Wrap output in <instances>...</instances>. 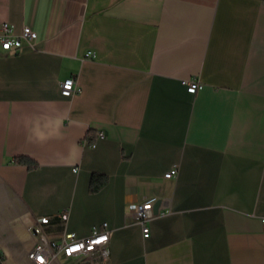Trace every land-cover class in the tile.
Masks as SVG:
<instances>
[{"label": "crops", "instance_id": "1", "mask_svg": "<svg viewBox=\"0 0 264 264\" xmlns=\"http://www.w3.org/2000/svg\"><path fill=\"white\" fill-rule=\"evenodd\" d=\"M5 22L38 43L0 48V264H32L65 209L48 235L106 222L110 264H264V0H0Z\"/></svg>", "mask_w": 264, "mask_h": 264}, {"label": "built area", "instance_id": "2", "mask_svg": "<svg viewBox=\"0 0 264 264\" xmlns=\"http://www.w3.org/2000/svg\"><path fill=\"white\" fill-rule=\"evenodd\" d=\"M38 43V32L30 25H24L20 33H16L11 23L5 22L0 30V48L7 52H16L28 45L36 49ZM92 53H89L91 55ZM188 90L196 93L203 83L199 79H190L186 81ZM62 94L71 97L79 91L78 78L72 75L61 83ZM103 135V132H99ZM78 168H75L77 171ZM177 165L165 173L166 178H174L178 175ZM157 196H150L142 201L130 205V214L137 222L142 225L144 236H149L151 229L149 221L157 214L154 211ZM70 217L68 209L62 210L56 215H43L37 217L34 228L38 234V241L29 251L28 257L32 264H54L55 262H68L78 259L80 262L88 264H110L111 251L110 229L108 223H102L100 226L93 227L91 233L87 236H78L74 231H66L61 240L51 238L47 233V226L54 221L67 223ZM99 253L100 260H93V256Z\"/></svg>", "mask_w": 264, "mask_h": 264}, {"label": "trees", "instance_id": "3", "mask_svg": "<svg viewBox=\"0 0 264 264\" xmlns=\"http://www.w3.org/2000/svg\"><path fill=\"white\" fill-rule=\"evenodd\" d=\"M86 139H88L91 142H94L96 139L94 132L89 131L87 136H86ZM16 161L19 163L26 164L28 166V168H35L39 165V163L36 160H34L33 158H31L28 155H18L16 157ZM106 180H107V178L105 175L96 174V173L93 174L91 181H90V191L96 192V191L100 190L103 187V185L105 184Z\"/></svg>", "mask_w": 264, "mask_h": 264}, {"label": "water", "instance_id": "4", "mask_svg": "<svg viewBox=\"0 0 264 264\" xmlns=\"http://www.w3.org/2000/svg\"><path fill=\"white\" fill-rule=\"evenodd\" d=\"M156 208H157V205L155 204V207H154V211H155V212L157 211V209H156Z\"/></svg>", "mask_w": 264, "mask_h": 264}]
</instances>
